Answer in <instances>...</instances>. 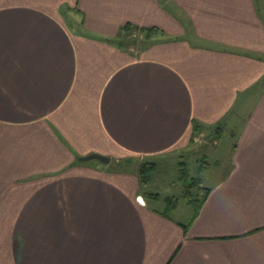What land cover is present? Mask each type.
Instances as JSON below:
<instances>
[{"label":"crops","instance_id":"0c3cea01","mask_svg":"<svg viewBox=\"0 0 264 264\" xmlns=\"http://www.w3.org/2000/svg\"><path fill=\"white\" fill-rule=\"evenodd\" d=\"M222 135L197 212L149 203ZM0 264H264V0H0Z\"/></svg>","mask_w":264,"mask_h":264},{"label":"rangeland","instance_id":"374dc122","mask_svg":"<svg viewBox=\"0 0 264 264\" xmlns=\"http://www.w3.org/2000/svg\"><path fill=\"white\" fill-rule=\"evenodd\" d=\"M148 36L150 35L138 29L127 31L126 33L122 34V37L127 40V42H134L132 44L133 48H136L139 43L143 44L147 40ZM228 139V135H222L220 140L218 139L216 141L215 138H209V140H207L204 137L200 136V140H197V142H195L194 144H190L187 149L184 150V154H181V157L179 156V154L178 156L176 154L172 156V158L165 156L164 158L153 160V163L156 164V170L152 177V181L142 186L141 190L146 192L158 193L161 199L160 201H157L151 198V201L149 200V203L153 204L154 207H160L165 197L169 196L177 198L178 210L170 211V214L173 215L172 217H177L174 215L179 214V209L187 206V200L202 198L203 195L200 191L199 184L197 182L195 183V178L197 176L195 157L200 156V150L198 146H200V143L202 141L208 142L206 148L209 150L208 155L211 159V161L209 162L210 165L212 164V159H221L222 157V163H226L225 157H227V153L230 149L227 148L230 142V140ZM195 151L197 155H194L193 159H187V157L190 158V154H194ZM87 161L98 160L90 159ZM164 206L165 203L162 207ZM186 208V214H193L192 206H188Z\"/></svg>","mask_w":264,"mask_h":264},{"label":"trees","instance_id":"16d2710c","mask_svg":"<svg viewBox=\"0 0 264 264\" xmlns=\"http://www.w3.org/2000/svg\"><path fill=\"white\" fill-rule=\"evenodd\" d=\"M136 29H138V30H140L142 32H145L148 35H151V34L156 33V28L155 27H145L144 28V27H138L136 25H132L130 23H127V24H125L122 27V31L124 33H126L127 31L136 30ZM128 43L129 44H133L134 42H128ZM155 170H156V164L153 163V162H150V161H140L137 164V176H138V179H139V182H140V185L141 186H144V185H146V184H148L149 182L152 181V177L154 175ZM196 182L197 181H195V183ZM151 195H154V194H151ZM145 197H147V194H145ZM165 200H166V205L167 206H166V210L163 211L162 213L164 215H169L168 213L173 208L176 207L177 198L167 197ZM202 200H203V197L202 198H198V199H192V200L190 199V200H187V202L190 203V204L196 205L195 212H197V210L199 209V206L202 203Z\"/></svg>","mask_w":264,"mask_h":264},{"label":"water","instance_id":"95a60500","mask_svg":"<svg viewBox=\"0 0 264 264\" xmlns=\"http://www.w3.org/2000/svg\"><path fill=\"white\" fill-rule=\"evenodd\" d=\"M79 160L81 161H86V160H90V159H96L102 163H109L110 162V158L105 156V155H101L98 153H90L88 155H84V156H80L78 157Z\"/></svg>","mask_w":264,"mask_h":264}]
</instances>
